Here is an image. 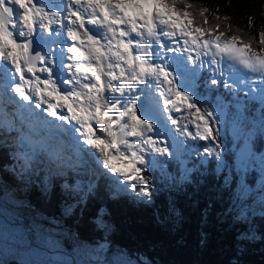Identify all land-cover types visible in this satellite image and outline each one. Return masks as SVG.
<instances>
[{
	"label": "snow or ice",
	"instance_id": "1",
	"mask_svg": "<svg viewBox=\"0 0 264 264\" xmlns=\"http://www.w3.org/2000/svg\"><path fill=\"white\" fill-rule=\"evenodd\" d=\"M65 11H51L42 0H0V65H10L0 73L11 75L0 90V130H8L10 117L23 149L16 154L21 178L32 173L45 195L59 189L66 201L77 203L96 191L98 176L109 174L117 190L147 196L150 157L173 154L169 142L159 138L161 129L170 124L185 140L208 141L203 153L215 157L218 167L226 166L215 125L229 115L241 142L237 174H246L242 170L256 160L249 147L253 129L258 125L264 131V87L245 93L246 101H258V118L246 106L233 112L223 104L203 108L207 101L196 92L198 66L209 67L213 86L220 78L227 89L238 83H229L225 65L229 72L242 68L258 74L264 84V30L248 39L229 35L231 25L227 30L220 23L209 26L208 9L197 11L188 0H67ZM221 19L226 23L230 17L216 15ZM20 109L33 130L56 121L61 129L64 123L72 126L68 131L78 134L76 162L66 147L41 145L37 151L24 134ZM249 194L241 179L234 192L237 219L249 215ZM260 206L264 210V200ZM98 226L106 225L100 220ZM249 235L240 233L238 239L243 243Z\"/></svg>",
	"mask_w": 264,
	"mask_h": 264
},
{
	"label": "trees",
	"instance_id": "2",
	"mask_svg": "<svg viewBox=\"0 0 264 264\" xmlns=\"http://www.w3.org/2000/svg\"><path fill=\"white\" fill-rule=\"evenodd\" d=\"M188 2L197 6V11L208 9L209 26L220 23L221 30H227L231 25L229 35L242 34L248 39L264 30V0ZM216 15L230 19L217 21ZM249 17L253 18L252 27L248 26ZM205 96V108L218 104L213 95ZM223 105L229 112L237 109L229 99ZM246 107L259 117L251 105ZM215 127L226 166L218 167L215 157L203 153L208 141L177 135L173 154L158 157L145 173L150 187L147 196L132 190L114 191L101 184L81 203L66 201L57 190L55 195H45L39 177L25 173L21 178V165L16 167L2 147L0 168L11 167L18 194L26 200L29 210L22 211L23 226H27V218L39 213L54 219L67 230L62 244L70 255L73 248L107 242L109 252L122 251L128 258L141 256L149 264H264V210L260 206L264 200V131L258 125L253 129L249 147L260 162L255 160L241 176L237 174L241 142L234 135L230 115ZM189 128L194 131L191 125ZM241 179L250 188L246 219H237L233 211L234 192ZM100 220L106 226H98ZM245 232L250 235L241 243L238 235ZM7 264L21 263L9 260Z\"/></svg>",
	"mask_w": 264,
	"mask_h": 264
},
{
	"label": "rangeland",
	"instance_id": "3",
	"mask_svg": "<svg viewBox=\"0 0 264 264\" xmlns=\"http://www.w3.org/2000/svg\"><path fill=\"white\" fill-rule=\"evenodd\" d=\"M243 70L240 68L237 72H229L226 65L225 72L228 74L229 83H232V79ZM235 94V90L227 89L222 85L220 97L215 100L218 104H224L228 96H233L236 101L235 106L238 107L241 100H237ZM198 98L201 99L200 96ZM201 106L205 108L206 105ZM160 131L167 136L166 140L173 148L176 133L172 126L168 124ZM154 156L150 159L152 160ZM256 160L260 162L258 157ZM262 176L264 177V174ZM22 193L24 194V189ZM21 199L16 200L10 196L0 197V264H7L9 260L21 264H149L148 260L141 256L128 258L122 251L111 253L108 251L107 242H97V240L94 246L76 247L72 249L73 254H68L62 244V238L68 236L67 230L59 227L54 219H48L39 213L27 218L28 224L23 226L22 211L29 209L24 196L21 195ZM13 215L16 217L14 218Z\"/></svg>",
	"mask_w": 264,
	"mask_h": 264
},
{
	"label": "bare ground",
	"instance_id": "4",
	"mask_svg": "<svg viewBox=\"0 0 264 264\" xmlns=\"http://www.w3.org/2000/svg\"><path fill=\"white\" fill-rule=\"evenodd\" d=\"M54 11H57V10H54ZM10 94V93H9ZM19 99V98H18ZM51 118V117H50ZM24 207V206H23ZM20 208V207H19ZM19 208H17V209H19ZM21 209V208H20Z\"/></svg>",
	"mask_w": 264,
	"mask_h": 264
}]
</instances>
